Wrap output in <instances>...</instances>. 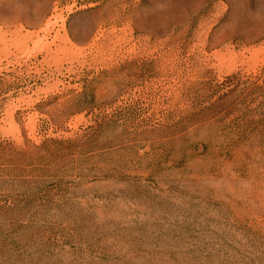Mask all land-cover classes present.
Masks as SVG:
<instances>
[{
    "label": "rangeland",
    "instance_id": "rangeland-1",
    "mask_svg": "<svg viewBox=\"0 0 264 264\" xmlns=\"http://www.w3.org/2000/svg\"><path fill=\"white\" fill-rule=\"evenodd\" d=\"M0 264H264V0H0Z\"/></svg>",
    "mask_w": 264,
    "mask_h": 264
}]
</instances>
